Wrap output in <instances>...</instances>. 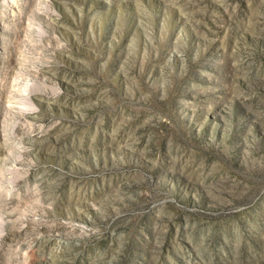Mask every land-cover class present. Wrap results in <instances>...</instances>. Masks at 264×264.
I'll return each instance as SVG.
<instances>
[{"label":"rangeland","instance_id":"rangeland-1","mask_svg":"<svg viewBox=\"0 0 264 264\" xmlns=\"http://www.w3.org/2000/svg\"><path fill=\"white\" fill-rule=\"evenodd\" d=\"M0 264H264V0H0Z\"/></svg>","mask_w":264,"mask_h":264}]
</instances>
